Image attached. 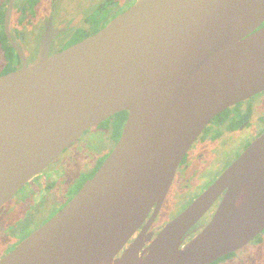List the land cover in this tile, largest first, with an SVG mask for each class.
I'll return each instance as SVG.
<instances>
[{
	"label": "water",
	"instance_id": "95a60500",
	"mask_svg": "<svg viewBox=\"0 0 264 264\" xmlns=\"http://www.w3.org/2000/svg\"><path fill=\"white\" fill-rule=\"evenodd\" d=\"M263 89L264 0H137L0 76V207L85 130L127 112L93 176L0 264H208L241 247L264 228V131L152 239H129L209 121Z\"/></svg>",
	"mask_w": 264,
	"mask_h": 264
},
{
	"label": "flooded vegetation",
	"instance_id": "af4514ba",
	"mask_svg": "<svg viewBox=\"0 0 264 264\" xmlns=\"http://www.w3.org/2000/svg\"><path fill=\"white\" fill-rule=\"evenodd\" d=\"M137 0H0V76L21 69L38 60L43 53L52 56L65 48L78 43L97 33L109 20L129 8ZM45 43V47L43 44ZM258 99L260 107L256 108L251 101ZM259 112H258V111ZM124 121L116 118L110 127H103L97 132H110L109 147L101 154L85 161L86 150L71 146L77 139L66 146L40 173L32 176L0 209L23 189L20 193L17 210L5 213L4 223L0 219V245L5 246L0 257L12 250L22 239L41 226L46 220L60 210L66 202L79 190L88 178L92 177L101 163L116 144ZM256 120V121H255ZM102 121V122H103ZM102 122L93 127H97ZM114 126V130L112 127ZM258 127L245 143L238 155L264 131V89L250 97L235 103L214 116L204 127L197 138L185 152L177 167L171 187L153 217V209L135 231L129 242L141 231L151 234V239L171 219L186 208L202 191H204L235 159L234 157L221 168L218 175L207 182L204 189L189 196L170 217H163L168 198L173 189L183 192L188 189L200 169L192 171L195 163L207 161L205 148L216 146L218 150L227 149L230 141L242 135V132ZM90 127L89 129H91ZM111 135V134H110ZM107 142V143H108ZM71 147V148H70ZM93 154V153H92ZM62 155V159L52 168L53 161ZM82 166L71 167L74 160ZM223 154L218 155L222 160ZM223 160L226 161V158ZM84 167V168H83ZM70 168L72 174L66 173ZM66 169V170H65ZM85 172V173H84ZM221 172V173H220ZM217 176V177H216ZM30 183V184H29ZM181 194H179L180 196ZM32 196V198H30ZM222 194L210 205L208 210L198 219L186 233L183 243L192 238L212 218ZM186 198V197H185ZM177 203V201H176ZM18 232V233H17ZM147 244V242H146ZM208 264H264V228L241 247L223 254Z\"/></svg>",
	"mask_w": 264,
	"mask_h": 264
},
{
	"label": "rangeland",
	"instance_id": "374dc122",
	"mask_svg": "<svg viewBox=\"0 0 264 264\" xmlns=\"http://www.w3.org/2000/svg\"><path fill=\"white\" fill-rule=\"evenodd\" d=\"M251 103L256 108H259L258 110H260L262 108V105L260 107H258L259 102H258L257 97L254 98L251 101ZM114 121H116V118L112 117L111 119L103 121L97 127H92L91 129H88L71 146L75 145V149L86 150L87 152L85 153V161H87L89 159L91 160L93 158L92 156H96V155L101 154L104 149H107L110 146L108 141H109V138L113 136L112 133H110V132L107 133V132L102 131V132L98 133L97 131L101 130V128L106 127V126L111 127L114 124ZM112 129L114 130V126L112 127ZM255 130H258L257 126H254L251 130H246V131L242 132L241 136H239V134H238V136L234 137L230 141L227 149L218 150L216 146H209V147L205 148L204 151L206 152L207 161L195 163L194 167H192V171L198 168L201 170V172L198 173L197 178H194V180L191 182V185L188 187L187 190L183 191L182 193L177 191L176 189H173L171 191V194L167 200L168 204L164 210L163 217H165V218L170 217L175 211H177L179 209L181 204L189 196H192L193 194L199 192L201 189H204L206 187L205 185H207L206 183L211 181L212 178L215 177V175H218L221 168L224 167L225 164L227 162H229V160L232 159L234 157V155L242 149V147L245 145V143H247L249 141L250 137L255 133ZM219 154H223V158L220 161L218 160ZM62 158H63L62 155L61 156L59 155V157H57V159H55L53 161V163L51 164V166L49 168H52L53 166H55ZM224 158H226V161L223 160ZM82 164L83 163L78 162V160L76 158V160H74L71 163V167L75 169L77 165L82 166ZM74 169L71 170L70 168H68V170H66V169L65 170H66V173L72 174V171H74ZM221 172H223V170ZM26 187L27 186L25 185L23 187V189H26ZM21 191H19L11 199V201H9L7 204H5L0 209V219L2 218L1 221L3 223H4L3 218H5L3 216L5 213H9V212L14 213V210H17L16 204L19 203L18 202L19 201L18 196H20ZM179 194H181V195L179 196ZM30 198H32V196H30ZM176 201H177V203H176ZM3 250H5V246L2 244V245H0V254L2 253Z\"/></svg>",
	"mask_w": 264,
	"mask_h": 264
},
{
	"label": "trees",
	"instance_id": "16d2710c",
	"mask_svg": "<svg viewBox=\"0 0 264 264\" xmlns=\"http://www.w3.org/2000/svg\"><path fill=\"white\" fill-rule=\"evenodd\" d=\"M117 117H118L119 122L122 123L124 121L125 112L117 113Z\"/></svg>",
	"mask_w": 264,
	"mask_h": 264
}]
</instances>
